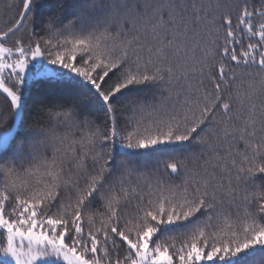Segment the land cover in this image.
Segmentation results:
<instances>
[{"label":"snow or ice","instance_id":"1","mask_svg":"<svg viewBox=\"0 0 264 264\" xmlns=\"http://www.w3.org/2000/svg\"><path fill=\"white\" fill-rule=\"evenodd\" d=\"M0 5V264H264V0Z\"/></svg>","mask_w":264,"mask_h":264},{"label":"trees","instance_id":"2","mask_svg":"<svg viewBox=\"0 0 264 264\" xmlns=\"http://www.w3.org/2000/svg\"><path fill=\"white\" fill-rule=\"evenodd\" d=\"M17 3H19V0H16ZM0 7H2V5H0Z\"/></svg>","mask_w":264,"mask_h":264}]
</instances>
